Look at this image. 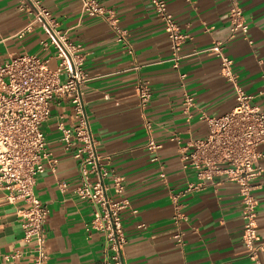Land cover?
Listing matches in <instances>:
<instances>
[{
  "label": "crops",
  "instance_id": "crops-1",
  "mask_svg": "<svg viewBox=\"0 0 264 264\" xmlns=\"http://www.w3.org/2000/svg\"><path fill=\"white\" fill-rule=\"evenodd\" d=\"M38 1L59 29L82 45L83 69L90 76L82 86L85 112L96 152L108 157L104 182L110 186L113 177H120L122 190L109 189L108 195L126 203L121 211L124 264H257L247 256L241 237L238 185L219 177L202 190L183 192L195 181V173L181 167L180 156L193 139L207 134L202 115L219 116L235 104L234 85L210 49L215 41L222 42L224 55L231 59L236 83L264 113V0H236L248 32L233 37L227 15L231 0H165L187 35L177 67L169 61L170 41L150 0H95L104 10L101 15L82 13V0ZM20 2L0 0V59L22 53L45 58L51 52L40 49L39 39L46 32L39 24L21 38L15 35L31 21ZM108 11L125 31L122 40L107 21ZM55 65L51 58L49 66ZM141 80L151 91L145 105L136 92ZM186 95L192 97L191 105L184 103ZM74 121L69 101L59 98L41 125L46 150L56 159L54 171L46 168L33 186L48 209L43 264H105L110 252L105 231L98 227L100 208L77 196L78 160L60 139L59 126ZM150 142L159 147L148 148ZM258 165L261 170L252 184L258 237L264 243V159ZM9 198L0 188V264H32L36 252L23 239L24 205ZM180 213L184 218L175 221ZM178 231L179 244L174 238ZM259 262L264 264V250Z\"/></svg>",
  "mask_w": 264,
  "mask_h": 264
},
{
  "label": "built area",
  "instance_id": "built-area-1",
  "mask_svg": "<svg viewBox=\"0 0 264 264\" xmlns=\"http://www.w3.org/2000/svg\"><path fill=\"white\" fill-rule=\"evenodd\" d=\"M150 1L170 41L169 61L177 67L187 35L181 32L165 0ZM20 7L31 15V21L15 35L21 38L33 29L34 23L39 24L46 32V36L39 39L40 49L51 54L41 58L22 53L0 59V188L8 192V201L19 200L24 205L21 209L23 239L34 244L36 255L32 264H43L47 257L44 225L48 209L34 195L33 186L36 176L46 168L54 171L56 159L46 150L41 125L50 115L51 103L59 98L67 99L75 121L70 126H59V129L64 149L71 151L78 160L80 179L75 192L79 198L100 208L102 224L98 227L105 231L110 251L105 264H124L122 254L126 241L121 211L126 203L124 200L113 201L108 195L109 189L117 193L122 190L120 177H113L110 186L104 182L109 172L108 157L96 152V142L85 112L82 86L90 76L83 69L82 45L70 40L59 29L50 10L38 0H21ZM81 11L88 15L104 13L95 0H82ZM227 15L229 37L238 32L246 36L248 21L236 0H231ZM106 18L118 39L122 40L125 31L118 25L115 15L108 11ZM210 49L219 55L222 73L234 85L235 104L219 116H201L207 125V134L193 139L190 148L182 151L180 156L181 167L191 168L195 173V181L189 182L183 192L202 190L219 177L235 182L242 203V241L247 256L259 264L264 243L258 237V201L252 181L261 170L258 160L264 159V113L253 102V95L236 83L230 70L231 59L224 55L222 42L215 41ZM51 58L56 59L53 68L49 66ZM136 92L141 104L145 105L151 94L148 82L138 81ZM184 103L191 105L192 97L186 95ZM157 147L159 145L153 142L148 145L150 149ZM59 185L65 186L64 183ZM178 195L172 196L173 199ZM180 218H184L181 213L174 220ZM174 238L181 243L182 233L178 231Z\"/></svg>",
  "mask_w": 264,
  "mask_h": 264
}]
</instances>
